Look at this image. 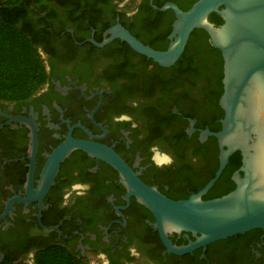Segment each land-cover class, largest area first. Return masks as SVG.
<instances>
[{"label": "flooded vegetation", "instance_id": "1", "mask_svg": "<svg viewBox=\"0 0 264 264\" xmlns=\"http://www.w3.org/2000/svg\"><path fill=\"white\" fill-rule=\"evenodd\" d=\"M37 5L41 13L34 10L29 19L45 81L27 99L0 100V264H104L100 253L110 264H264L262 229L174 255L163 246L150 211L102 158L73 148L53 169L59 147L87 142L111 150L144 185L185 200L217 170V140L201 134L218 132L223 112L219 98L210 99V76H197L196 69L182 72L175 63L161 67L117 38L103 46L90 41L102 43L120 25L144 46L164 51L171 23L164 34L167 19L150 17V0H39ZM125 113L137 128L113 123V116ZM153 144L175 163L155 167ZM235 171L224 177L222 171L201 198L234 188ZM76 182L89 190L83 197L73 194L75 202L61 208L65 190ZM167 238L176 247L196 239L188 232ZM131 246L138 258L129 254Z\"/></svg>", "mask_w": 264, "mask_h": 264}, {"label": "water", "instance_id": "2", "mask_svg": "<svg viewBox=\"0 0 264 264\" xmlns=\"http://www.w3.org/2000/svg\"><path fill=\"white\" fill-rule=\"evenodd\" d=\"M150 7L159 12L171 11L174 16L170 43L164 51L144 46L120 25L112 27L102 43L90 41L103 46L117 38L166 68L182 55L195 29L206 33L208 43L222 59V93L218 99L223 112L221 129L201 134L202 139L212 136L217 140L219 155L214 176L198 193L185 200H172L141 183L111 150L80 141H68L53 153V169L73 148L102 158L118 172L129 194L150 211L163 246L174 255L252 229L264 230V0H197L185 11L173 2L157 8L150 0ZM211 13L220 17L219 26L209 21ZM235 152L240 154V166L232 176L234 188L220 197L202 199ZM165 218L181 224L182 232L191 233L195 241L186 246L171 245L161 229Z\"/></svg>", "mask_w": 264, "mask_h": 264}, {"label": "trees", "instance_id": "3", "mask_svg": "<svg viewBox=\"0 0 264 264\" xmlns=\"http://www.w3.org/2000/svg\"><path fill=\"white\" fill-rule=\"evenodd\" d=\"M173 2L185 11L197 0H152L157 8L165 2ZM39 0H0V100L18 101L29 98L44 83L46 75L41 56L35 44L36 34L29 19V15L38 10ZM150 17L166 18L167 32L174 16L171 11L159 12L150 7ZM209 21L219 26L220 17L211 13ZM155 26L150 24V31ZM182 72L197 70V76H210L213 83V95L210 98L216 101L222 93V59L218 50L212 48L207 41V35L200 29H195L189 36L185 49L175 66ZM217 114L221 111L217 108ZM214 167V170L216 168ZM240 166V154L236 152L230 158L222 177L229 176ZM213 176L211 173L210 177ZM209 177V178H210ZM208 178L204 181V183ZM233 189L232 184L222 191L211 190L203 199L220 197Z\"/></svg>", "mask_w": 264, "mask_h": 264}, {"label": "clouds", "instance_id": "4", "mask_svg": "<svg viewBox=\"0 0 264 264\" xmlns=\"http://www.w3.org/2000/svg\"><path fill=\"white\" fill-rule=\"evenodd\" d=\"M134 13H128V15H133ZM138 104L136 101L132 102V107H137ZM113 123L123 124L128 123L130 126L135 129L138 127V124L132 119V117L128 114H120L119 116H113ZM149 151L151 153L150 160L152 164L157 168L170 167L175 161L174 158L165 151H161L158 144H153L150 146ZM89 190V185L82 182L73 183L70 188L66 189L64 195L62 197V201L60 203V207H68L70 203H74L75 201L72 199L73 194L77 197H83L86 195ZM161 229L165 232L166 235L169 234H179L183 231V226L175 221L169 220L165 218L161 222ZM129 254L134 257H139L140 253L135 246H131L129 248ZM99 258L104 260V264H110L105 253H100Z\"/></svg>", "mask_w": 264, "mask_h": 264}]
</instances>
